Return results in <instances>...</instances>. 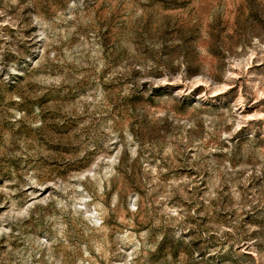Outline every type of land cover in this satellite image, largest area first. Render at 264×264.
I'll list each match as a JSON object with an SVG mask.
<instances>
[{"label":"rangeland","instance_id":"rangeland-1","mask_svg":"<svg viewBox=\"0 0 264 264\" xmlns=\"http://www.w3.org/2000/svg\"><path fill=\"white\" fill-rule=\"evenodd\" d=\"M0 264H264V0H0Z\"/></svg>","mask_w":264,"mask_h":264}]
</instances>
